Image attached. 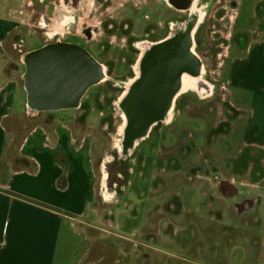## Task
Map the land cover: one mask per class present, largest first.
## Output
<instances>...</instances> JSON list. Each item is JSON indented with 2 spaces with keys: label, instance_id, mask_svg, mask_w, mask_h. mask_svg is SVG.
I'll return each instance as SVG.
<instances>
[{
  "label": "rangeland",
  "instance_id": "374dc122",
  "mask_svg": "<svg viewBox=\"0 0 264 264\" xmlns=\"http://www.w3.org/2000/svg\"><path fill=\"white\" fill-rule=\"evenodd\" d=\"M105 2L0 0V22L6 24L0 28L1 67L13 79L20 80L28 52L59 39L85 44L104 66V79L89 88L78 118L72 110L54 112L75 134L92 139L99 217L91 229L93 248L81 264H95L111 240L125 252L126 264H264V187L246 186V156H234L244 149L242 131L231 132L229 122L217 125L218 86L225 81L222 62L231 43L249 35L237 24L238 1L191 0L190 10L175 7L174 35L186 30L187 19L195 15L187 36L189 52L200 59V73L184 72L181 87L186 94L203 82L200 104L195 101L192 108L191 97L185 98L170 109L164 127L151 129L125 152L119 128L126 119V131L130 114L121 104L127 105L141 74L146 30L138 16L146 11L119 7L123 0H110L107 12ZM102 13L133 18L135 44L124 46L125 35L116 30L103 33ZM153 13L158 18L162 14L155 4ZM263 13L261 0L249 24L264 29ZM156 29L160 36V26ZM178 109L183 118H174ZM161 134L166 139L159 140ZM235 176L237 183H231L228 179L235 182ZM97 226L109 233L100 235Z\"/></svg>",
  "mask_w": 264,
  "mask_h": 264
},
{
  "label": "crops",
  "instance_id": "0c3cea01",
  "mask_svg": "<svg viewBox=\"0 0 264 264\" xmlns=\"http://www.w3.org/2000/svg\"><path fill=\"white\" fill-rule=\"evenodd\" d=\"M236 1L237 24L249 35L231 43L222 62L217 125L229 122L231 132L242 131L244 149L234 156H246V186L264 187V29L248 22L261 0ZM1 60L0 51V264H81L93 248L91 229L99 217L92 139L75 134L58 111L30 105L24 60L20 80L3 70ZM84 99L70 109L76 118ZM97 227L100 235L109 233ZM124 254L116 241H108L95 264H126Z\"/></svg>",
  "mask_w": 264,
  "mask_h": 264
},
{
  "label": "flooded vegetation",
  "instance_id": "af4514ba",
  "mask_svg": "<svg viewBox=\"0 0 264 264\" xmlns=\"http://www.w3.org/2000/svg\"><path fill=\"white\" fill-rule=\"evenodd\" d=\"M110 3V0H106L105 2V11L107 12L110 11ZM154 4L156 8H160L162 13L159 18L154 16ZM191 4V0H156V3H153L152 0H123V3L119 5V7L122 6L123 8L128 6L129 9L131 8L130 10L137 12L146 11L138 16L140 19L139 23H141L142 27L146 30L144 33L145 38L142 41L144 47L141 49V56L145 55V58L141 61V74L137 75L138 80L132 90L136 93V99L139 103V110L136 112L137 117L152 118L147 124L140 119V123L134 126L130 114L126 131V119L124 120L119 128L122 145L121 150L123 152L131 149L136 140L147 136L151 129L164 127L170 109L175 105L178 107L182 105L185 98L191 97L190 99H192V101H188V103L192 104V108L194 107L195 101L200 104L199 93L200 89L203 87V82L198 81L197 90L189 89L186 91V94L183 93L185 86L181 87L182 74L184 72H188L195 76H199L200 73L201 64L199 57L191 53L185 55V53L182 52L186 36L188 35L189 28L191 23H193L195 15L187 19V28L186 30L183 28L181 34L174 35L173 28L171 29L173 26L172 18L175 7L177 10L186 11ZM102 14L104 17L102 23L106 25L103 33H110L111 30H116L119 34L125 35L123 39L124 46H133L135 44L133 42L136 36L133 30L135 25V20L133 18L119 17L113 14ZM159 26L161 28L160 36H158V30L156 29V27L158 28ZM89 33H91V30L88 31V34ZM118 38L120 37H115V40ZM175 41L178 42L177 49L179 51L161 52L158 50L160 47L170 45ZM45 46H55L63 51L67 49H77L79 52L75 53L76 67L73 69L67 68V61L62 60L64 57L61 58L58 64V78L61 79L63 83L59 86L57 92L48 95L47 98L41 102V105L44 108L54 111L75 109L87 96L89 88L95 84H99L104 79V66L96 59L89 48L81 42L59 39ZM65 55L64 52H60L59 57ZM90 56L97 61L96 70L100 78L96 83L86 88L93 71V64H91L89 60ZM149 56L151 57V74L154 81L152 87L144 85L146 81L145 66ZM180 65L184 67L178 68ZM80 90L83 92L79 94ZM121 106L124 111H127L125 101L122 102ZM174 118H183L182 109H178ZM171 135L172 134L167 135V139L171 138ZM163 139H166V137L161 134L159 140L162 141ZM161 150L162 148L160 151Z\"/></svg>",
  "mask_w": 264,
  "mask_h": 264
},
{
  "label": "water",
  "instance_id": "95a60500",
  "mask_svg": "<svg viewBox=\"0 0 264 264\" xmlns=\"http://www.w3.org/2000/svg\"><path fill=\"white\" fill-rule=\"evenodd\" d=\"M178 42L175 41L170 45L160 47L158 50L161 52H176ZM189 38L186 37L184 43L183 53L189 55ZM179 51V50H178ZM60 52H64L65 56H60ZM79 52L77 49H67L65 51L60 50L55 46H44L37 50L28 52L24 57V62L26 64L27 72L25 76L26 87L29 92L30 105L37 109H46L41 105L48 95H52L57 92L59 86L63 83L61 79L58 78V64L61 60L67 61V68L73 69L76 67V57L75 53ZM90 62L93 64L92 76L89 79L86 88L96 83L99 80V75L96 70L97 61L90 56ZM183 65V64H182ZM180 65L178 68L184 67ZM151 57H148L145 70H146V81L144 85L152 87L154 81L151 74ZM80 92L83 91H79ZM139 110V103L136 99V93L132 90L128 100H127V111L131 114L133 125L140 123V119L144 121L145 124L148 123L152 118H138L136 112Z\"/></svg>",
  "mask_w": 264,
  "mask_h": 264
}]
</instances>
